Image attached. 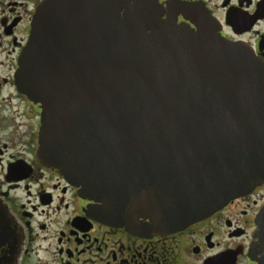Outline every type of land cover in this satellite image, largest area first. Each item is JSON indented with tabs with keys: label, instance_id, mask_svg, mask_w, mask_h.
<instances>
[{
	"label": "water",
	"instance_id": "obj_1",
	"mask_svg": "<svg viewBox=\"0 0 264 264\" xmlns=\"http://www.w3.org/2000/svg\"><path fill=\"white\" fill-rule=\"evenodd\" d=\"M176 9L162 20L155 0H46L19 59L41 162L107 223L180 229L264 181V66L201 6ZM256 225L264 264V207Z\"/></svg>",
	"mask_w": 264,
	"mask_h": 264
},
{
	"label": "flooded vegetation",
	"instance_id": "obj_2",
	"mask_svg": "<svg viewBox=\"0 0 264 264\" xmlns=\"http://www.w3.org/2000/svg\"><path fill=\"white\" fill-rule=\"evenodd\" d=\"M45 1L0 0V264H261L253 237L264 181L185 227L156 232L101 220L100 204L80 197L41 162L42 110L19 91L16 74L33 16ZM155 1L162 20L169 7L201 6L223 39L248 47L264 66V0ZM171 12L177 24L193 28Z\"/></svg>",
	"mask_w": 264,
	"mask_h": 264
}]
</instances>
